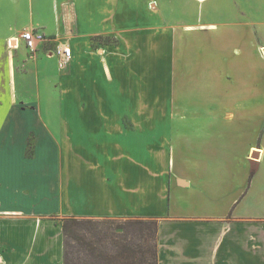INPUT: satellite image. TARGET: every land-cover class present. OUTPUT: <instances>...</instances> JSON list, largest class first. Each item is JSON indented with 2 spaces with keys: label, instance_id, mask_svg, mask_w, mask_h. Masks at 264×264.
I'll list each match as a JSON object with an SVG mask.
<instances>
[{
  "label": "crops",
  "instance_id": "crops-1",
  "mask_svg": "<svg viewBox=\"0 0 264 264\" xmlns=\"http://www.w3.org/2000/svg\"><path fill=\"white\" fill-rule=\"evenodd\" d=\"M241 10L239 0H0V264H62L70 217L156 220L157 264H264V194L249 199L264 190L261 147L245 143L231 168L237 138L226 156L208 140L213 126L193 133L171 119V107L251 101L263 22ZM30 28L46 37L34 55L8 47ZM58 44L72 49L64 69ZM251 130L261 140L264 125Z\"/></svg>",
  "mask_w": 264,
  "mask_h": 264
},
{
  "label": "rangeland",
  "instance_id": "rangeland-1",
  "mask_svg": "<svg viewBox=\"0 0 264 264\" xmlns=\"http://www.w3.org/2000/svg\"><path fill=\"white\" fill-rule=\"evenodd\" d=\"M251 1L252 0H239L242 8V13L250 12L252 16H255L257 22H263L260 25H257L256 68L258 78L256 80L255 94H251V101H248L243 105H238L239 107H235L233 103L230 104V107H226V103L224 107H171V119L179 121L176 122L177 126L182 127L183 129L185 126H189L190 131L192 130L193 133L196 130L192 129V126H197L198 130H206L213 126L212 130L214 132V135L210 136L208 140L219 142V144L217 145L219 147V151L223 152V154H226V156L229 149L228 141H232L237 138V142H239V148L235 152V155H233L229 159L231 168H236L239 164L243 165V161L246 158L245 143L250 142L253 146L261 147V149L257 150L256 152L260 151V153L263 155V157L261 155L263 159H260L261 164L258 167V176L254 183L258 186L261 185L260 187H264V130L260 133L262 135L261 140H259L258 137L255 138L252 135L253 129L251 130L250 136H245V134L249 131L250 126L252 128L254 125H264V47H262L264 46V0H253V2ZM248 4L250 5L248 6ZM253 7H257L258 9L256 10V15L255 10L250 11V9ZM241 20L243 19L241 18ZM99 39H102V41H100L101 43H115V40L112 37L95 38V40ZM59 45L61 44H58L56 48H58ZM36 51L37 49L34 52H29L31 55H34ZM259 55L262 58L261 62L259 61ZM196 94L199 95V91ZM230 114H233V117H231V119L229 118ZM232 130H236V132H239V134L235 136L229 135L228 131ZM220 131H223L224 135H222ZM28 151H30V149ZM195 151L201 152L199 148H195ZM196 155L198 156L197 158L201 157L198 154ZM254 161H258V159ZM220 166L223 167V165ZM243 172L244 170H242V174ZM255 188L258 189V191H254V196L251 193V198L249 199H252V201L259 199L264 194V190L260 191L258 187Z\"/></svg>",
  "mask_w": 264,
  "mask_h": 264
},
{
  "label": "trees",
  "instance_id": "trees-1",
  "mask_svg": "<svg viewBox=\"0 0 264 264\" xmlns=\"http://www.w3.org/2000/svg\"><path fill=\"white\" fill-rule=\"evenodd\" d=\"M158 222L65 218L62 264H157Z\"/></svg>",
  "mask_w": 264,
  "mask_h": 264
},
{
  "label": "built area",
  "instance_id": "built-area-1",
  "mask_svg": "<svg viewBox=\"0 0 264 264\" xmlns=\"http://www.w3.org/2000/svg\"><path fill=\"white\" fill-rule=\"evenodd\" d=\"M15 40V44L12 45L10 40L8 41V47L10 49H17L20 42H23L25 47L34 52L37 46L45 40V37L39 31L32 28L23 31L18 37L12 39ZM57 65L59 69H64L72 59V49L69 45L61 44L56 48Z\"/></svg>",
  "mask_w": 264,
  "mask_h": 264
},
{
  "label": "bare ground",
  "instance_id": "bare-ground-1",
  "mask_svg": "<svg viewBox=\"0 0 264 264\" xmlns=\"http://www.w3.org/2000/svg\"><path fill=\"white\" fill-rule=\"evenodd\" d=\"M11 44L14 45L15 44V40H10Z\"/></svg>",
  "mask_w": 264,
  "mask_h": 264
},
{
  "label": "water",
  "instance_id": "water-1",
  "mask_svg": "<svg viewBox=\"0 0 264 264\" xmlns=\"http://www.w3.org/2000/svg\"><path fill=\"white\" fill-rule=\"evenodd\" d=\"M254 160V159H253ZM256 160V159H255Z\"/></svg>",
  "mask_w": 264,
  "mask_h": 264
}]
</instances>
